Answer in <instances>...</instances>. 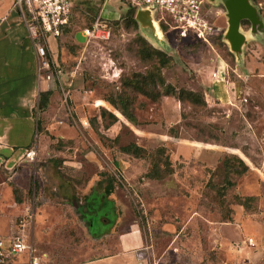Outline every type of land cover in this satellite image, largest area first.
Instances as JSON below:
<instances>
[{
  "label": "rangeland",
  "instance_id": "374dc122",
  "mask_svg": "<svg viewBox=\"0 0 264 264\" xmlns=\"http://www.w3.org/2000/svg\"><path fill=\"white\" fill-rule=\"evenodd\" d=\"M72 1L68 21L58 36H50L51 45L61 82L87 92L91 102L97 99L99 118L92 115V105L85 109L91 137L113 145L111 151L129 141L150 149L161 146V160L168 156L163 143L171 148L185 144L200 154V159L192 153L186 160L191 152L178 151L184 161L176 158L174 163L179 176L175 190L150 182L141 185L147 188L144 192L138 186L134 193L116 167L119 196L126 205L119 233L126 240L141 239L142 228L148 264H264V0H248L263 30L251 32L249 20L242 18L244 39L238 50L224 37L221 0H204L201 12L211 26L206 40L177 35L166 24L169 15L157 5L159 38L134 17L135 25L130 22L123 0ZM23 8L29 18L28 8ZM96 18L109 25L106 38L83 35L84 25ZM143 50L148 54L142 56ZM44 72L40 70L39 79H45ZM46 80L56 83L54 76ZM66 104L65 111L74 116L72 99ZM116 106H123L134 121ZM230 153L248 169L238 172L241 166L233 160L227 161L231 167L222 168L217 160ZM185 171L195 178L182 179ZM137 181L139 185L142 179ZM11 201V194L0 191L2 212ZM133 217L139 222L133 224L136 232L129 224ZM3 226L1 237L11 233L13 224L7 219ZM248 234L255 236L257 247L241 242ZM17 262L26 264L24 252Z\"/></svg>",
  "mask_w": 264,
  "mask_h": 264
},
{
  "label": "crops",
  "instance_id": "0c3cea01",
  "mask_svg": "<svg viewBox=\"0 0 264 264\" xmlns=\"http://www.w3.org/2000/svg\"><path fill=\"white\" fill-rule=\"evenodd\" d=\"M52 39L49 36L48 50L54 56ZM60 72L59 66V79ZM55 80L51 85L39 79L34 47L22 16L14 0H0V191L12 196L13 184L20 192V200L12 197L6 212L0 206V231L9 219L13 228L4 238L16 234L30 238L43 252L40 264H148L142 228L141 239L132 240L123 238L117 229L126 207L119 196L118 173L122 171L135 193L138 186L139 191L145 190L141 185L150 182H163V189L175 190L178 170L174 168L160 179L141 176L144 159L117 147L111 151L113 145L104 146L91 137L85 109L92 105V115L99 118L97 99L91 102L87 92L69 89L71 82L60 80L69 91L67 99H72L74 116L68 114ZM42 93L45 103L39 107ZM137 134L136 139L140 137ZM30 147L35 150L32 158L25 155ZM169 148L174 163L176 158L184 161L178 159L179 150L191 152L186 160L192 153L195 160L200 159L199 150L192 151L185 144ZM137 178L142 179L139 185ZM181 178L191 181L195 175L185 171ZM129 221L133 230V224L139 226L136 217ZM246 229L250 230L248 225ZM124 235L129 237V233ZM260 247L264 249L261 243ZM138 250L143 257L136 255ZM12 264H18L17 255Z\"/></svg>",
  "mask_w": 264,
  "mask_h": 264
},
{
  "label": "built area",
  "instance_id": "2783aa9c",
  "mask_svg": "<svg viewBox=\"0 0 264 264\" xmlns=\"http://www.w3.org/2000/svg\"><path fill=\"white\" fill-rule=\"evenodd\" d=\"M135 8L139 5L152 4L157 5L169 15V21L166 22L170 29L179 36L192 34L197 38L206 40L211 29L210 24L203 17L201 9L204 0H124ZM18 8L28 34L31 38L35 55L36 71L39 75L43 69L44 78L49 79L54 74L57 75L59 65L55 57L48 50L47 37L58 36L60 27L67 23L69 18L70 6L72 0H14ZM28 8L30 17L27 18L24 8ZM155 20L159 18L154 13ZM159 24V23H158ZM109 25L105 20L96 18L89 25L82 28V33L87 38H106L109 35ZM60 85V79L56 76ZM62 98L67 100L69 91L61 85ZM35 153L33 147L25 151V155L32 158ZM244 244L257 247L258 242L254 235H244L241 239ZM25 253L27 264H40L43 252L37 250L32 240L27 236L20 234L12 235L7 238L0 236V263L11 255ZM138 257H143L142 251H137Z\"/></svg>",
  "mask_w": 264,
  "mask_h": 264
},
{
  "label": "trees",
  "instance_id": "16d2710c",
  "mask_svg": "<svg viewBox=\"0 0 264 264\" xmlns=\"http://www.w3.org/2000/svg\"><path fill=\"white\" fill-rule=\"evenodd\" d=\"M124 1V0H123ZM126 6H127V16L130 20V22H132L135 25V20L133 19V12L135 10L134 6L129 5L126 1H124ZM72 5V4H71ZM71 7V6H70ZM242 22H245L244 20ZM89 23L85 24L84 26L89 25ZM65 25V24H64ZM60 34V33H59ZM147 53V51H142V56H145ZM56 79L55 74L53 75ZM43 94H40V99H39V107L44 105V101L41 99V97L43 98ZM115 104V102H114ZM116 109L129 121L133 122V117L132 115L127 112V110L125 108H123V106H116ZM113 139H117V136L115 135L113 137ZM163 145H165V153L168 155L163 156V159L161 160V152L163 151L161 146H156L155 148H145L144 146L136 143L135 141H129L126 142L124 144H119L117 145V149L125 154L131 155L133 157H140L142 159H144L145 161V170L141 173V176L147 177V178H154V179H160L163 178L167 175H169L170 173H172L173 169H174V162L172 160V156H171V152H170V148L167 146L166 143H163ZM227 156L225 157H221L219 160L220 162V166L222 168H228V166L231 164H229V162L227 163V161L229 160H233L236 161L241 168L239 170H237L238 172H243L245 170L248 169L247 164H245L243 162V160L241 158H239L238 156L230 153V154H226ZM228 158V159H227ZM218 159V158H217ZM229 179V178H228ZM209 181V179L207 180ZM226 182L228 184H230L231 182H229V180H226ZM11 192H12V197L14 201H19L20 200V194L18 191V188L11 184ZM246 197H250L252 196L251 194H246ZM16 258V255H11L7 258L4 259L3 262H1L0 264H12V261Z\"/></svg>",
  "mask_w": 264,
  "mask_h": 264
},
{
  "label": "water",
  "instance_id": "95a60500",
  "mask_svg": "<svg viewBox=\"0 0 264 264\" xmlns=\"http://www.w3.org/2000/svg\"><path fill=\"white\" fill-rule=\"evenodd\" d=\"M226 14V29L224 31V37L229 44V47L233 50H238L241 43L244 39V34L240 31V20L242 18H246L249 20V30L253 31H261L263 30V24L260 18L257 15V12L248 0H221ZM154 5L146 4V5H139L135 8L134 11V19L136 22L142 26L147 28L149 32L154 35L155 37L159 38L153 30L151 21L154 20ZM159 29L160 26L157 23ZM161 31V29H160Z\"/></svg>",
  "mask_w": 264,
  "mask_h": 264
},
{
  "label": "bare ground",
  "instance_id": "6f19581e",
  "mask_svg": "<svg viewBox=\"0 0 264 264\" xmlns=\"http://www.w3.org/2000/svg\"><path fill=\"white\" fill-rule=\"evenodd\" d=\"M151 24H152L154 33L159 37L161 34H160V29H159L157 23L154 20H152Z\"/></svg>",
  "mask_w": 264,
  "mask_h": 264
}]
</instances>
